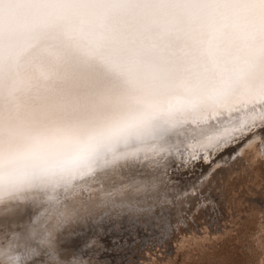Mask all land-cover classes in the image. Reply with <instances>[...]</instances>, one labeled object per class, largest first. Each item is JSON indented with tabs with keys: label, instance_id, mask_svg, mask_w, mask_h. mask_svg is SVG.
Returning a JSON list of instances; mask_svg holds the SVG:
<instances>
[{
	"label": "snow or ice",
	"instance_id": "1",
	"mask_svg": "<svg viewBox=\"0 0 264 264\" xmlns=\"http://www.w3.org/2000/svg\"><path fill=\"white\" fill-rule=\"evenodd\" d=\"M35 6L42 24L94 13L93 31L73 27L69 38L83 41V55L125 81L131 103L95 124H53L18 132V141L0 138V257L6 264H96L110 227L130 225L135 243L143 239L141 225L171 224L168 209L181 195L198 194L186 201V215L214 210L207 194L212 181L255 141L250 163L264 157V44L250 52L238 17L210 15L251 10L264 29V0H35ZM130 9L161 15L133 39L109 22L113 11ZM180 135L179 159L161 168L136 163L144 144L164 152ZM59 174L70 179L60 184ZM93 174L98 183L89 188ZM117 175L125 179L118 182ZM49 187L95 195H66L64 211L42 222L31 209L35 194Z\"/></svg>",
	"mask_w": 264,
	"mask_h": 264
},
{
	"label": "bare ground",
	"instance_id": "2",
	"mask_svg": "<svg viewBox=\"0 0 264 264\" xmlns=\"http://www.w3.org/2000/svg\"><path fill=\"white\" fill-rule=\"evenodd\" d=\"M24 3L27 6L22 9L7 10V28L0 18V138L18 141V132L53 124L91 125L129 107L125 81L98 59L83 55V41L69 38L73 27H83L85 35L93 31V12L42 24L35 0ZM160 15L157 11L115 10L109 22L135 39L143 25ZM210 15L216 19L238 17L250 52L264 44V29L255 12L221 10ZM156 31L153 24L151 33ZM182 139V135L173 136L163 145L168 149L164 152L144 144L136 163L161 168L169 159H179L184 150ZM258 147L259 141L250 144L212 181L207 194L216 202L214 210H203L195 217L186 215L190 212L186 201L198 194L181 195L175 201L178 206L168 209L173 213L171 224L164 229L160 224L141 225L143 239L135 243H131L130 225L118 223L105 235L108 247L96 253V264H259L264 256L260 248L264 241L260 231L264 224V157L256 156L255 164L250 163ZM69 179L65 174L56 177L60 184ZM115 179L121 182L125 177ZM86 183L95 188L97 175L89 176ZM66 195L78 198L95 192L65 194L62 187L40 189L31 211L40 221L51 222L64 211Z\"/></svg>",
	"mask_w": 264,
	"mask_h": 264
},
{
	"label": "clouds",
	"instance_id": "3",
	"mask_svg": "<svg viewBox=\"0 0 264 264\" xmlns=\"http://www.w3.org/2000/svg\"><path fill=\"white\" fill-rule=\"evenodd\" d=\"M27 5L24 3V0H3V3H0V18L5 21V28H7V10L8 9H22ZM0 262H3V257H0ZM6 264V262H3Z\"/></svg>",
	"mask_w": 264,
	"mask_h": 264
},
{
	"label": "rangeland",
	"instance_id": "4",
	"mask_svg": "<svg viewBox=\"0 0 264 264\" xmlns=\"http://www.w3.org/2000/svg\"><path fill=\"white\" fill-rule=\"evenodd\" d=\"M178 205L175 204V207H177ZM174 207V206H173Z\"/></svg>",
	"mask_w": 264,
	"mask_h": 264
}]
</instances>
